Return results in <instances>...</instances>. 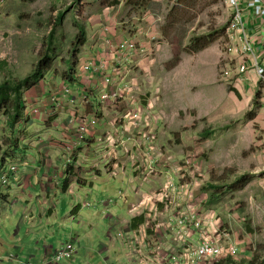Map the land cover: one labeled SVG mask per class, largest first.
Returning a JSON list of instances; mask_svg holds the SVG:
<instances>
[{
  "label": "crops",
  "instance_id": "obj_1",
  "mask_svg": "<svg viewBox=\"0 0 264 264\" xmlns=\"http://www.w3.org/2000/svg\"><path fill=\"white\" fill-rule=\"evenodd\" d=\"M125 5L127 0H116L115 4L96 10L87 20V39L77 57L75 82H66L54 69L25 93V120L13 126L10 115H0V264H56L55 254L72 240L78 243L76 255L72 262L61 264L135 263L118 239L119 231L127 232L126 227L135 231L140 225V221L135 220L131 226L132 218L128 214L130 204L136 201L131 188V166L126 165V177L111 179L105 170L107 150L105 146H98L99 139L118 130L115 119L118 110L122 112L125 106L118 102L102 105L100 97L106 90V76L112 81L109 89L113 91L126 84H135L128 79V72L119 69L131 59L139 67L143 60L150 65L161 19L139 7L131 20L123 22L118 15ZM3 8L0 6V15ZM245 22L254 45V53L247 57L250 71L242 82L230 87L244 94L246 103L242 106L248 108L256 94L261 93L254 67L258 64L264 67V16H256L250 9ZM124 42L138 45L144 53H131L121 63L117 49ZM25 59L24 55L20 58ZM90 63L104 65L106 73L94 69L83 71L82 67ZM139 83L145 94L150 92L145 78ZM263 93L260 117L264 121ZM84 116L98 117L101 122L91 130L83 144L76 146V129ZM161 129L160 125L158 140ZM158 144L169 151L160 140ZM176 157L180 161L184 156ZM122 161H125L124 157ZM12 167H17L18 171L12 172ZM4 175L9 178L7 185L1 182ZM261 176L262 191L258 199L264 202V172ZM160 183L163 179L144 189H155ZM119 192L125 193L126 198L105 206L106 201L115 199ZM84 204L90 207L85 208ZM108 215L117 220L110 222ZM259 216L264 224V210H259ZM250 219L253 220L252 216ZM101 221L109 224L108 235L105 231L103 237L98 230ZM246 224L252 231L246 230ZM230 232L229 244L237 249L234 262L250 261L253 257L250 250L254 249V230L250 223H245L239 232L242 242ZM163 244L168 252H175L171 237L163 239ZM81 252H85L82 258L86 257V261L79 259Z\"/></svg>",
  "mask_w": 264,
  "mask_h": 264
},
{
  "label": "rangeland",
  "instance_id": "obj_2",
  "mask_svg": "<svg viewBox=\"0 0 264 264\" xmlns=\"http://www.w3.org/2000/svg\"><path fill=\"white\" fill-rule=\"evenodd\" d=\"M115 2L0 0V6L5 7L0 15V85L7 80H23L34 72L46 54L52 32L56 33L55 70L64 75L67 63H76L72 53L79 33L77 25L85 27L96 10ZM139 7L161 19L153 44L156 48L149 66L143 60L139 67L131 59L119 69L128 72V79L139 87V80L145 78L149 93L160 91L162 110L166 113L160 143L175 156H193L200 167L204 178L194 190L197 196H204L202 213L215 214L222 228L232 231L239 242V232L245 223H250L254 230V249L250 251L253 256H262L264 224L259 220V210H264V202L258 197L264 172V121L260 117V100L259 107H254L252 101L245 108L244 94L221 81L223 48L231 21L227 1L127 0L118 19L131 20ZM60 15L64 19L58 26ZM23 55L27 59L20 60ZM243 177H249L251 183L238 191L236 182ZM208 185L218 187L217 193H224L212 205L207 202L216 191H209ZM108 229L109 224L101 221L100 236L105 231L108 235ZM82 255L85 252H81L79 259L86 261Z\"/></svg>",
  "mask_w": 264,
  "mask_h": 264
},
{
  "label": "built area",
  "instance_id": "obj_3",
  "mask_svg": "<svg viewBox=\"0 0 264 264\" xmlns=\"http://www.w3.org/2000/svg\"><path fill=\"white\" fill-rule=\"evenodd\" d=\"M226 1L231 21L223 48L225 59L221 67V81L230 86L242 82L250 71L247 57L254 53V45L249 37L245 18L250 9L254 10L256 16H264V0ZM136 52V44L124 42L118 46V60L122 63L129 54ZM92 69L106 73V68L101 64L90 63L82 67L83 71ZM254 70L262 97L264 67L258 64ZM104 83L106 90L100 97L101 104L114 105L118 102L125 106L122 112L118 110V117L115 119L118 130L99 139L98 146H105L107 150L104 155L105 170L111 179L126 177V165L131 166V188L136 201L130 204L128 214L132 218L131 226L135 220H139L140 225L135 231L126 227L127 232H118V239L126 248L128 256L134 259V264H217L227 258L234 261L237 249L229 244L228 232L222 228L215 214L201 211L204 196L201 193V196H197L194 187L204 177L200 167L194 163L193 156H184L178 161L175 155L158 144V128L166 120L159 97L160 91L145 94L135 84H126L113 91L109 89L112 81L107 76ZM145 95H148L147 99L142 100L143 97L146 98ZM100 122L101 119L95 116L81 117L75 133L76 146L83 144L91 130ZM122 157L125 161H122ZM11 171L17 172L18 169L12 167ZM161 179L163 183L157 188L144 189ZM1 182L3 185L9 184L8 176H2ZM125 198V193L119 192L115 199L107 200L105 206H110L116 199L122 201ZM84 206L90 207L89 204ZM107 219L110 222L117 220L109 215ZM196 235L197 239H194ZM168 236L176 246L175 252L165 249L163 239ZM77 246L78 243L74 240L67 243L55 254L54 262H72Z\"/></svg>",
  "mask_w": 264,
  "mask_h": 264
},
{
  "label": "trees",
  "instance_id": "obj_4",
  "mask_svg": "<svg viewBox=\"0 0 264 264\" xmlns=\"http://www.w3.org/2000/svg\"><path fill=\"white\" fill-rule=\"evenodd\" d=\"M38 0H30V2L34 3ZM64 19V15H60L58 18L57 24L60 26ZM78 36L75 38V42L73 45V58L76 59V63H67V72L63 75V79L66 82L73 83L75 82L73 76L76 72L77 67V57L80 52L81 47L86 43V29L83 26L77 25ZM55 36L56 33L52 32L50 36L49 47L46 51V54L40 59L37 63L36 69L34 72L28 76L27 78L20 81H11L7 80L2 85H0V115H10L11 120L13 121V126L19 124L21 121L25 120V104H24V96L26 92L31 91L35 88L41 81L45 79V77L55 69V60H56V52H55ZM200 50V49H198ZM261 94L257 93L253 106L259 107L257 102L260 100ZM204 135L210 136V133H204ZM251 183V179L249 177H243L240 181L236 182L237 190L241 191L246 186ZM68 183H66L65 188H67ZM209 191L214 190L216 193L210 195V200L207 202V205H212L216 201L221 199V195L224 193H217L218 187H213L211 185L207 186ZM246 230L252 231L249 228V225H245ZM217 264H237L231 258L223 259ZM240 264H264V251L263 255H254L250 261H244Z\"/></svg>",
  "mask_w": 264,
  "mask_h": 264
}]
</instances>
